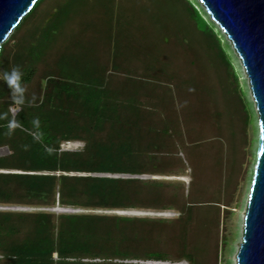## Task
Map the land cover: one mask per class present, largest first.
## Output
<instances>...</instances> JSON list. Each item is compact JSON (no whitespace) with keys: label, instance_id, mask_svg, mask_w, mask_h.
Here are the masks:
<instances>
[{"label":"trees","instance_id":"16d2710c","mask_svg":"<svg viewBox=\"0 0 264 264\" xmlns=\"http://www.w3.org/2000/svg\"><path fill=\"white\" fill-rule=\"evenodd\" d=\"M130 1L49 0L43 5L44 0H37L1 44L0 73L19 68L27 92L25 105L11 115L9 106L15 104L0 80V113L19 121L8 135V121L0 120V146L9 150L0 156V170L18 171L0 172V205L176 210L180 215L0 210V264H202L199 245H181L174 254L163 245L182 236L192 214L205 205L187 200L184 188L176 190L180 205L145 203L139 200L140 191L161 193L162 181L109 176L169 174L155 155L162 150L154 149L164 146L163 138L176 127L175 119L162 115L168 96L177 94L171 100L173 112L177 99L187 103L178 90L198 98L210 90L198 79L184 77L181 66L173 63L184 49L178 35L181 19H170L179 9L177 0L157 3L154 13L144 8L147 13L141 17L136 0ZM187 2L192 9L188 22L207 40L216 37L207 47L218 56L219 38L211 21L194 2ZM147 16L152 22H145ZM154 18L158 28L153 30ZM198 20L204 29L198 28ZM131 27L137 37L128 36ZM175 38L179 49L171 51L168 45ZM159 53L167 60L158 62ZM137 60H142L139 65ZM36 118L39 124L34 126ZM104 126L108 130L102 135ZM64 140L83 141L84 149L60 150ZM193 179L191 173L190 187ZM167 230L180 233L171 236Z\"/></svg>","mask_w":264,"mask_h":264},{"label":"rangeland","instance_id":"374dc122","mask_svg":"<svg viewBox=\"0 0 264 264\" xmlns=\"http://www.w3.org/2000/svg\"><path fill=\"white\" fill-rule=\"evenodd\" d=\"M48 1L44 0L42 4L44 5ZM187 1L194 2L193 4L200 9L204 17L211 21L209 24L211 27L213 26V30L219 38V51L221 52L218 56L213 47L211 49L207 47V43H211L212 38L216 39V37H209L207 40L188 22L192 9ZM187 1L177 0L179 9H175L176 13H173L170 17L172 23L176 22L178 18L181 19L179 21L181 30L178 35L184 45L183 51L173 59V63L175 62L176 67H178L177 64L181 66L180 71L183 72L184 77L190 75L192 78L198 79L200 84L202 83L208 87L210 89L209 93H203L202 97L198 98L197 94L185 96V92L181 94V90L180 93L178 90V95L187 97V103L183 102L182 105L177 99V103H175L176 111L173 112V101L171 100L174 99L175 101L177 94L173 93L168 96V102L166 101L165 104L167 109L162 115L166 118L171 116L172 119H175L176 127L172 129L170 137L163 138L164 146L160 149L154 148V146L153 148L155 152L162 150L157 151L155 155L159 157L160 168L164 171H170L169 174L124 173L107 175L146 181H162L161 193L151 194L150 190L140 191L139 200L145 203H154L152 201L155 200L160 203L172 202L180 205L177 200L180 191L177 192L176 190L184 188L187 200L200 202L205 206L192 214V224L186 231L181 233L182 236L170 237L164 242L163 248L174 254L181 245L192 247L195 244L201 247L198 258L202 261V264H235L236 253L242 237L243 216L256 160L257 111L244 66L227 34L211 19L199 0ZM126 2L131 3L130 0H126ZM136 2V12H138L139 17L145 15L146 10L149 13L156 12L157 3L159 5L164 4V0H136ZM125 13L128 14L127 8ZM123 17L124 14H122ZM160 18L163 19V17ZM154 19L156 22V18ZM151 20L149 16L145 18V22H152ZM141 21L142 19L139 18L137 21L139 23L135 25L139 27ZM155 22L152 23L154 24L153 30L158 28L157 22ZM197 23L198 28L204 29L202 28L204 25L200 20ZM132 28L128 36L135 35L137 37L139 32L136 33L137 31ZM11 33L5 41L9 39ZM14 41L11 39L10 44H13ZM139 43L137 42L134 46L139 45ZM168 48L171 51L179 49L176 38L174 40L170 39ZM179 57H181V63ZM218 57L222 59L221 62ZM206 58L210 60L211 64H208ZM165 59L167 60L160 53L157 55L158 62H163ZM141 61L137 60L138 65ZM151 62L154 64V61ZM184 104H189V106L186 107ZM159 109L161 107L157 108V110ZM18 110L17 105L9 106L11 115H15ZM159 128L161 127L159 126ZM107 130L108 128L104 126L99 132L105 135ZM153 133L157 135L156 132ZM62 143L73 145L69 148L68 146L62 147ZM84 144L83 141L64 140L59 144V147L60 150L82 151ZM8 152L6 146H0V156ZM183 166L185 169H182ZM8 171L18 172L16 170ZM191 173L194 179L190 187ZM56 174H59V172L57 171ZM68 174L87 175L90 173L69 172ZM0 210L77 212L169 218H177L180 215L176 210L165 211L169 212L167 215H159L121 213L101 208L90 209L66 206H59L55 210L39 206L0 205ZM128 210L146 212L145 209ZM176 232L180 233L178 230L165 231L171 236ZM185 235L187 236L185 237ZM133 261L145 262L144 260ZM179 264H187V262L183 260Z\"/></svg>","mask_w":264,"mask_h":264},{"label":"water","instance_id":"95a60500","mask_svg":"<svg viewBox=\"0 0 264 264\" xmlns=\"http://www.w3.org/2000/svg\"><path fill=\"white\" fill-rule=\"evenodd\" d=\"M36 1L0 0V48ZM199 2L233 44L249 79L255 102L258 128L256 160L235 264H264V0Z\"/></svg>","mask_w":264,"mask_h":264},{"label":"clouds","instance_id":"9594fccd","mask_svg":"<svg viewBox=\"0 0 264 264\" xmlns=\"http://www.w3.org/2000/svg\"><path fill=\"white\" fill-rule=\"evenodd\" d=\"M0 80L6 85L11 94L12 102L17 106H24L26 103L27 88L23 83V73L17 67H13L10 71H3L0 73ZM33 99H35L33 97ZM0 120H7V134L14 133L17 127H19V121L15 119H8L6 112L0 113ZM33 125L39 124V119L33 120Z\"/></svg>","mask_w":264,"mask_h":264},{"label":"bare ground","instance_id":"6f19581e","mask_svg":"<svg viewBox=\"0 0 264 264\" xmlns=\"http://www.w3.org/2000/svg\"><path fill=\"white\" fill-rule=\"evenodd\" d=\"M73 145V144H71ZM70 143L68 144V148L69 146H71ZM148 176V175H147ZM116 212H121V213H136V214H159V215H167L169 214V212H163V213H156V212H142V211H136V210H127V211H117Z\"/></svg>","mask_w":264,"mask_h":264},{"label":"built area","instance_id":"2783aa9c","mask_svg":"<svg viewBox=\"0 0 264 264\" xmlns=\"http://www.w3.org/2000/svg\"><path fill=\"white\" fill-rule=\"evenodd\" d=\"M61 146L62 147H67L68 145H67V143H62Z\"/></svg>","mask_w":264,"mask_h":264}]
</instances>
